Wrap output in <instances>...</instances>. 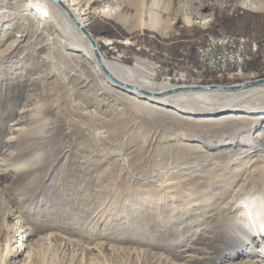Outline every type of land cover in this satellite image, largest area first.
Segmentation results:
<instances>
[{
    "label": "rangeland",
    "instance_id": "1",
    "mask_svg": "<svg viewBox=\"0 0 264 264\" xmlns=\"http://www.w3.org/2000/svg\"><path fill=\"white\" fill-rule=\"evenodd\" d=\"M80 1L99 52L142 63L155 82L264 78V36L215 23L238 9H264L242 0H155L169 4L160 15L170 27L159 34L135 26L137 0ZM27 2L0 0V264H264L256 223L264 219V168L257 166L264 117L196 122L138 110L87 59L59 47L52 53L54 33L37 32L46 16L24 14ZM151 2L143 0L145 13ZM107 8L128 23L97 12ZM188 15L208 21L187 24ZM223 36L232 46L216 42ZM224 48L247 56L241 70L210 69ZM240 101L248 112L264 111V96ZM222 105L196 109L230 110ZM12 226L16 239L29 233L30 257L3 254Z\"/></svg>",
    "mask_w": 264,
    "mask_h": 264
},
{
    "label": "bare ground",
    "instance_id": "2",
    "mask_svg": "<svg viewBox=\"0 0 264 264\" xmlns=\"http://www.w3.org/2000/svg\"><path fill=\"white\" fill-rule=\"evenodd\" d=\"M21 10L24 11V14L30 15L34 19L40 20L46 16V24H42L39 21L37 24V32L42 33L47 30H51L54 35L52 39L54 42L49 43V50L54 53L58 52V47L61 49L69 50L71 53L69 55L73 59L83 58L92 65V71L98 74L101 78L104 79L103 84L112 88L116 93L123 97L127 102L133 104L138 110L156 114V113H167L171 117H181L185 121H196V122H219V120H236V121H251L259 120L264 117V111L260 112H248L247 110L252 109L251 107L241 106L237 102L247 98H254L257 96H264V83L252 86H238L241 84H228L231 89L226 91H218L215 89L205 90L202 84H172L167 81H162L160 83L154 81L153 73L147 70L142 63L135 62L133 65H126L120 63L116 60L109 59L105 57L102 53L98 52L100 59L103 62L104 67L116 78L118 81L138 86L149 92H160L169 90L170 93H165L161 98L153 99L147 98L136 91L122 88L112 82L107 75H105L96 58L94 57L91 51V45L86 36L82 33L78 25H81L83 28L87 29L84 12L81 9L80 0H28ZM139 4V9L135 12L138 14L136 25L137 27L148 28L159 34H166L169 29V23L161 18V11H166L169 7L167 5H159L155 0H152L151 5L149 6V12L145 13L143 11L144 4L143 0H137ZM243 7L250 10H260L264 9V3H259L258 0H242L240 3ZM185 9L187 5L184 4ZM161 9V11H160ZM18 10V8L16 9ZM97 12L102 13L108 17L113 18L114 20L121 23H128V20L124 14L119 9H100ZM23 15V13H22ZM198 17L192 16H183V20L187 23H198L202 26L206 24L208 19H196ZM89 31V30H88ZM90 32V31H89ZM92 35V33L90 32ZM92 37H94L92 35ZM96 41V39L94 38ZM220 40V39H218ZM228 42H233L232 40ZM97 44V41H96ZM98 47V44H97ZM205 51V50H204ZM203 51V52H204ZM208 51V50H207ZM210 51V50H209ZM244 52V51H243ZM247 54V51L246 53ZM250 56V55H249ZM204 57V55H203ZM247 60V56L243 54L241 57V66ZM210 69L215 68L217 73L224 74L228 72L230 67V61L227 59H222V55H218L215 58L214 66L209 65ZM234 71H239L241 67H230ZM229 68V69H230ZM209 69V68H208ZM214 70V69H213ZM243 71V70H242ZM214 72V71H213ZM230 74V73H229ZM257 80V79H253ZM249 81V80H247ZM247 81H243L244 83ZM222 103L221 108H230L229 111L223 112L221 114H214V110H200L196 109L198 106H203L205 104L212 103ZM247 102V101H245ZM244 102V103H245ZM180 104L183 106H180ZM233 104V105H231ZM241 104V103H240ZM219 105V104H218ZM221 105V104H220ZM217 106V105H216ZM211 107V106H210ZM215 107V106H214ZM261 110H264L262 106ZM180 111L183 114L178 113ZM201 112V114L199 113ZM206 112V113H203ZM203 113V114H202ZM256 115V116H255ZM195 116V117H193ZM230 163V160H226L222 163V166L226 167ZM262 163V162H261ZM259 163L257 166L264 168V163ZM258 211L251 213L252 215L257 214ZM259 214V213H258ZM263 220H256L257 229L259 230V236H264L263 229ZM9 235L5 241V244L2 248L3 254L9 256V258L16 257L22 253H25L27 257H30L32 250L30 247V238L29 233L23 234V232L16 239L15 233L17 229L12 226L9 229ZM15 236V237H14ZM13 238V241H12ZM15 238V239H14ZM15 242V245H14ZM28 249V250H27ZM27 264V263H26Z\"/></svg>",
    "mask_w": 264,
    "mask_h": 264
},
{
    "label": "trees",
    "instance_id": "3",
    "mask_svg": "<svg viewBox=\"0 0 264 264\" xmlns=\"http://www.w3.org/2000/svg\"><path fill=\"white\" fill-rule=\"evenodd\" d=\"M218 16L215 18V23L225 31L244 34L252 33L256 37L264 36V13L238 9L232 15ZM108 31V29L102 30V33L109 35ZM92 33L95 34L93 29Z\"/></svg>",
    "mask_w": 264,
    "mask_h": 264
},
{
    "label": "water",
    "instance_id": "4",
    "mask_svg": "<svg viewBox=\"0 0 264 264\" xmlns=\"http://www.w3.org/2000/svg\"><path fill=\"white\" fill-rule=\"evenodd\" d=\"M52 1H56L58 2V0H52ZM78 27L81 29L82 33L86 36V38L89 40L90 42V45H91V51L94 55V57L96 58L102 72L108 76V78L114 82L115 84H117L118 86L122 87V88H126V89H129V90H133V91H136L137 93H140L141 95L147 97V98H153V99H157V98H161L165 93H170L169 90L167 91H160V92H156V93H153V92H149L147 90H144L138 86H135V85H129V84H124L120 81H118V79H116L103 65V62L101 61L100 59V55H99V52H98V47H97V44H96V41L94 40V37H92V35L90 34V32L83 28L81 25H78ZM261 83H264V78H261V79H257V80H249L247 82H241L240 85L238 86H252V85H258V84H261ZM203 88L205 90H208V89H215V90H218V91H226L228 89H231L232 87H229L228 85H221V84H210V85H203Z\"/></svg>",
    "mask_w": 264,
    "mask_h": 264
},
{
    "label": "built area",
    "instance_id": "5",
    "mask_svg": "<svg viewBox=\"0 0 264 264\" xmlns=\"http://www.w3.org/2000/svg\"><path fill=\"white\" fill-rule=\"evenodd\" d=\"M220 40H217L216 42L219 43H225L227 46H232V43L234 42H228L231 40L228 36H223L222 38H219ZM253 45H256L255 42H253ZM242 54V55H241ZM219 55H222V59H227V61H230V67H241V57H243V53H240L239 50H236V52H232V50L223 49V52H220ZM214 60H212L209 65L214 66L213 63Z\"/></svg>",
    "mask_w": 264,
    "mask_h": 264
}]
</instances>
